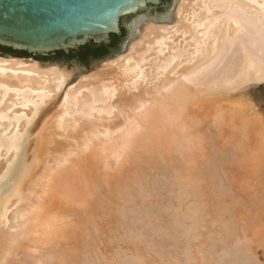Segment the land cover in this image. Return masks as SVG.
Wrapping results in <instances>:
<instances>
[{"label": "bare ground", "instance_id": "obj_1", "mask_svg": "<svg viewBox=\"0 0 264 264\" xmlns=\"http://www.w3.org/2000/svg\"><path fill=\"white\" fill-rule=\"evenodd\" d=\"M170 23L145 20L125 55L78 76L69 87L75 69L0 56V264H97L100 240L108 233L100 224L106 215L102 203L115 206L107 213L113 223L117 217L130 225V204L140 221L142 201L158 197L159 178L173 171L162 164L173 157L181 161L183 174L174 186L195 189L177 198L178 218L193 219L192 227L202 220L204 226L203 218L214 214L209 223L228 239L231 231L222 229L232 212L226 207L234 205L226 206L213 193L210 199L207 192H216L210 177L223 161L244 158L238 163L244 169L264 161V119L242 90L264 83V0H179ZM198 159L206 162L197 166ZM233 208L240 211L236 204ZM81 220L96 224L95 230L77 227ZM143 251L132 247L137 262L128 259L156 264L151 256L143 258ZM250 259L237 257L230 264H252ZM170 264L178 263L172 258Z\"/></svg>", "mask_w": 264, "mask_h": 264}, {"label": "rangeland", "instance_id": "obj_2", "mask_svg": "<svg viewBox=\"0 0 264 264\" xmlns=\"http://www.w3.org/2000/svg\"><path fill=\"white\" fill-rule=\"evenodd\" d=\"M179 0H174V3H173V6L171 8V11L164 17H159V18H149V17H146L144 15H141V14H136L135 16H133L132 18H130L128 21H127V24L131 27L132 31H131V37L130 39L128 40L127 44H126V49H125V52L120 54V55H117L113 58H110V59H107V60H111V59H114L116 57H119V56H123L127 53V49L129 47V45L136 40L137 36H138V33L139 31H141L143 29V22L145 20L147 21H151V22H154L155 24H158V25H162V24H167V25H171L170 23V20L173 18V13H174V9L177 5ZM28 59V58H27ZM32 59V58H30ZM107 60H104V61H101V62H98L94 65H92L88 71L85 73V74H82L81 71L76 67V66H69V65H63V64H58V63H49L47 61H38L39 63L45 65V64H49V65H58V66H61V67H64V68H67L68 70H73L75 69V72H74V75L73 77L71 78V81L69 82L68 84V87L75 84L76 80H77V77L80 76V75H86L88 73H90L94 68L102 65L105 61ZM244 91V95L247 99H250L251 98V103L256 107L255 108V111L257 113H259V115L264 119V83H251L249 85H247L244 89H242ZM250 92V93H248ZM247 93V94H246ZM248 96V97H247ZM250 96V97H249ZM258 99V100H257ZM262 101H261V100ZM255 100V101H253ZM253 101V102H252ZM259 102V103H257ZM263 104V105H262ZM259 109H261L260 111H258ZM260 112H263V113H260ZM263 124H264V120H263ZM229 148L231 149V146H226L225 148ZM228 148L226 150H228ZM229 149V150H230ZM172 158V157H171ZM170 158V159H171ZM174 159L169 160L171 163H169V161H166L165 163L163 162V166L164 164L166 166V168H168L169 170H173L171 171V174H170V171H168V173L170 174L169 177H160L159 179L162 180V183L166 182V184H162L161 183V186L158 188L159 190V194H158V197L159 200L156 198L154 199H144L142 201V205H141V210H143V216L142 215L140 216V221L138 220H135V217L133 216L131 209H135V204H130V209L127 208V212H128V209H129V214L131 215V218H130V225L129 224V221L127 223V221L125 220L124 222L121 221V220H117V217L115 218L116 221L115 223H113L114 220H112V218L108 217L107 216V213H111L110 210L112 211H115V206H110V205H106L105 206V203H102V205L100 206L101 209H104V212H106L105 214L106 215H103L102 218H100V224L102 227H104L103 229L105 231H107V235L105 237H103L101 240H100V243H99V247H98V250H99V254H98V250H97V254H98V263L99 264H104L106 262V264H115L117 263L119 260L121 261V263L124 261L126 262L127 260V263L125 264H135L137 262L136 259L133 258V255H132V252H131V248L132 247H136V248H140L142 251L145 246V250L147 252V254L145 255V250L143 251L144 253L142 254V257L145 258L147 257H152V261L153 263H156V264H170V260L173 258L178 264H214V263H217V264H230L232 262H234V259L237 260V257H241L242 256H245L246 259H250V262L252 261V264H264V190L261 192L260 188L261 189H264V184L262 182H264V179L263 181L260 180L262 178H264V161H262V163L260 162V164L258 163L255 167V165H247V167L245 169H248L245 171L244 167H239V162L244 160L241 159V158H238V157H235L234 158V161H232L233 159H230L228 161H223L220 166V168L218 169V171L216 172L217 174L216 175H220V176H216L214 175L212 177H210V180L213 182L212 185L215 187H213L212 191L214 189H216L215 191L216 192H211L208 191V197L212 195L213 193V198H217L216 200H222L223 203H225V205L228 203V205L230 206L231 205H234L233 207H235V204L238 205V208H240V211L239 209L236 210V208L234 209L232 206L230 207L231 210H228V208L226 207V211H232L231 214L228 213L230 215L227 216V214H224V213H227V212H224L223 214L226 215L225 217H229L227 220H228V224L226 225L227 227L226 228H229L226 230V228H223L220 227L222 230L224 231H231L229 233H227L226 235L228 236V239L226 238V236H219L218 235V228H217V225H214L213 222L211 224V222L209 223V221H214L215 219L213 218V215L212 214V217H211V220H210V216H207L209 217V219L207 218V221L205 218L204 221L206 223V225L203 226V223H202V220L200 221L201 222V226H200V223H195L194 226L192 227L193 225V219H183V218H178V211H177V207L179 205L180 202H178V199L179 196L183 195L182 193L184 192H188L192 191V190H195L194 189V186L192 188V186L188 187L186 189L183 188V187H179L178 185L174 186V183L177 182L179 180V178H183V177H180L181 174L180 173V169L182 166L181 165V161L178 160V159H175V157H173ZM238 159V161H236ZM241 159V160H240ZM200 160V161H199ZM245 160H248L246 159L245 157ZM202 161L205 163L206 160H201V159H198L197 162L195 163L197 166L198 165H201L203 164ZM236 162V163H235ZM169 163V164H168ZM227 163V164H225ZM230 163V164H229ZM175 164V165H174ZM231 166V168L229 166ZM174 166V167H173ZM171 167V168H170ZM255 167V168H254ZM259 167V169L257 170V168ZM221 168H223L221 170ZM229 168V169H228ZM236 168V169H235ZM241 168V169H240ZM167 169V170H168ZM239 169V170H238ZM251 169V171H250ZM254 169V170H253ZM244 172H243V171ZM256 170V171H255ZM242 171V172H241ZM222 174H221V173ZM233 172V173H232ZM235 172V173H234ZM261 172V173H260ZM176 173V174H175ZM181 175H180V174ZM242 173V174H241ZM244 173V174H243ZM258 175H257V174ZM260 173V174H259ZM179 174V176H178ZM230 174V175H229ZM237 174V175H236ZM261 174H263V177L260 176ZM241 175V176H240ZM247 175V176H246ZM256 175V176H255ZM172 177V178H171ZM173 177H176L174 179H177L176 181L173 180ZM223 177V178H222ZM252 177V178H251ZM261 177V178H260ZM168 178L170 179V181L168 180ZM212 178V179H211ZM226 178V179H225ZM241 178V179H240ZM256 178V179H255ZM165 180V181H164ZM219 180V181H218ZM241 180V181H239ZM244 180V181H243ZM258 180V181H257ZM260 180V184L256 183V182H259ZM173 181V182H172ZM218 181V182H217ZM231 181V182H230ZM262 181V182H261ZM169 184H168V183ZM173 183V185H171V183ZM230 182V183H229ZM244 182H247V184ZM249 182V183H248ZM254 182V183H253ZM216 183V184H215ZM215 184V185H214ZM252 184V185H251ZM164 185L165 188H164ZM236 185V186H235ZM241 185V186H240ZM260 185V187H259ZM262 185V186H261ZM229 186V187H228ZM234 188H233V187ZM246 186V188H245ZM258 186V187H257ZM168 189H167V188ZM172 187V188H171ZM201 187V186H200ZM218 187V188H217ZM240 187V188H239ZM257 187V188H256ZM202 188V187H201ZM200 188V190H202ZM243 188V189H242ZM182 189V190H181ZM241 189V190H240ZM255 189V190H254ZM162 190V191H161ZM180 190V191H179ZM204 190V189H203ZM224 190V191H223ZM260 190V191H258ZM105 190H100V192H102V194H100V192H98L96 194V197L97 199L99 197H102L103 194L105 193L104 192ZM220 191V192H219ZM233 191V192H232ZM243 191V192H242ZM255 191H258V192H255ZM193 192V191H192ZM195 192V191H194ZM197 192V191H196ZM241 192V193H240ZM224 193V194H223ZM227 193V194H226ZM244 193V194H243ZM246 193V195H245ZM211 194V195H209ZM215 194V195H214ZM251 194V195H249ZM254 194V197H252ZM255 194H257V196H255ZM220 195V196H218ZM229 195V196H228ZM249 195V196H248ZM261 195V196H260ZM161 196V197H160ZM172 197V198H171ZM204 197V196H203ZM204 198H207V194H206V197ZM220 197V198H219ZM225 199H224V198ZM252 197V198H251ZM256 197V198H255ZM178 198V199H177ZM210 199H212L211 197H209ZM208 198V199H209ZM239 198V199H238ZM255 198V199H254ZM260 198V199H259ZM206 200L204 202H208L209 200ZM213 199V200H215ZM258 199V200H257ZM263 199L262 201H259ZM168 200V201H167ZM232 200V201H231ZM236 200V201H235ZM240 200V201H239ZM243 200V201H242ZM156 201V202H155ZM180 201V200H179ZM244 203H242V202ZM255 201V203L253 202ZM154 202V204H153ZM241 204H240V203ZM262 202V203H261ZM198 202L194 203V202H189L188 204H197ZM222 203V205H223ZM254 203V204H253ZM150 204V205H149ZM172 204V205H171ZM207 204V203H206ZM256 204V205H255ZM259 204H261L263 206V208L260 206L259 208ZM133 205V206H132ZM155 205V206H154ZM153 206V207H152ZM227 206V205H226ZM228 206V207H229ZM244 207V208H241V207ZM114 209H113V208ZM133 207V208H132ZM176 209H175V208ZM246 207V208H245ZM251 207H253L251 209ZM110 210H109V209ZM137 208V206H136ZM154 208V209H153ZM236 210L237 212H240V213H236ZM248 208V209H247ZM256 208V209H255ZM260 211H258L259 209ZM123 209V208H121ZM139 209V208H138ZM243 209V210H241ZM250 209V210H249ZM255 211H254V210ZM262 209V210H261ZM175 210V212H174ZM247 210V212H246ZM256 210H257V213H256ZM109 211V212H108ZM121 211V210H119ZM131 211V212H130ZM150 211V212H149ZM156 211V212H154ZM243 211V213H242ZM78 212H81L80 210H78ZM83 212V211H82ZM124 213L126 212L125 209H123V211H121V213ZM152 212V213H151ZM159 212V213H158ZM258 212H261V213H258ZM146 213V215H145ZM151 213V214H150ZM253 213V214H252ZM153 214V215H152ZM173 214V215H172ZM233 214V215H232ZM235 214L239 215V216H234ZM243 214V215H242ZM249 214V215H247ZM232 215V216H231ZM246 215V216H245ZM158 216V217H157ZM161 218H160V217ZM164 216V217H163ZM112 217V216H111ZM134 217V218H132ZM151 217V218H150ZM155 217V218H154ZM157 217V218H156ZM245 217V218H244ZM165 220H164V219ZM177 218V219H176ZM242 218V219H241ZM244 218V219H243ZM149 219V220H147ZM174 219V220H173ZM180 219L181 221L183 222H180ZM183 219V220H182ZM214 219V220H213ZM249 219V220H248ZM145 220V221H144ZM193 220V221H192ZM209 220V221H208ZM225 218H222V221L225 222ZM232 220V222L230 221ZM243 220V221H242ZM247 220V221H246ZM251 220V222H250ZM83 221V222H82ZM121 223H120V222ZM172 221V222H171ZM192 221V222H190ZM237 221V222H235ZM245 221V222H244ZM151 222V223H150ZM177 222L181 223V224H178ZM225 222V224H226ZM240 222V223H239ZM243 222V223H242ZM77 227H79L80 229H85L84 230H89V229H92V230H95V225L96 224H87L86 223V220H81V221H78L77 222ZM82 223V224H81ZM110 223V224H109ZM119 223V225L117 224ZM124 223L125 224V227L124 226ZM136 223V224H135ZM169 223V225H168ZM176 223V224H174ZM187 223V224H186ZM204 223V224H205ZM215 223V222H214ZM221 223V222H219ZM231 223V227H230V224ZM81 224V225H80ZM189 224V225H188ZM197 224V225H196ZM209 224V225H208ZM234 224V226H233ZM238 224L240 226H238ZM242 224V225H241ZM244 224V225H243ZM80 225V226H79ZM121 225V226H120ZM136 225V226H135ZM140 225V226H139ZM144 227H143V226ZM154 225V227H153ZM208 225V226H207ZM221 225H224L223 223H221ZM220 225V226H221ZM253 225L252 227H249ZM131 226L133 227L132 229H134L133 233L132 231H130L129 229L131 228ZM188 226V227H187ZM206 226V227H205ZM234 228H233V227ZM92 227V228H91ZM113 227V228H112ZM128 227V228H127ZM148 227V228H147ZM196 227V228H195ZM241 227V228H240ZM248 227V228H247ZM109 228V229H108ZM124 228V229H123ZM127 228V229H126ZM147 228V229H146ZM192 228H195L194 230ZM236 228V229H235ZM245 228V229H244ZM257 228H258V231H257ZM78 229V230H80ZM146 229V230H145ZM159 229V230H158ZM233 229V230H232ZM235 229V230H234ZM247 229V230H246ZM111 230V231H110ZM137 230V231H136ZM142 230V231H141ZM144 230V231H143ZM183 230V232H182ZM243 230V231H242ZM251 230L252 233H250L249 231ZM118 231V232H117ZM194 231V233H192ZM212 231V232H211ZM215 231V232H214ZM223 231V232H224ZM256 231V233H255ZM123 232L126 233V236H124ZM144 232L147 233V235L144 234ZM156 232V233H155ZM198 232V233H197ZM242 232V234H241ZM249 232V233H248ZM122 233V235H121ZM149 233V234H148ZM152 235H151V234ZM160 233V234H159ZM183 233V234H182ZM214 233V235H212ZM217 233V234H216ZM226 233V232H224ZM247 233V234H246ZM118 234V235H117ZM134 234V235H133ZM158 234V235H157ZM165 234V235H164ZM189 234L193 235V236H190ZM233 234V235H232ZM237 234V235H236ZM256 237H255V235ZM132 235V236H131ZM139 235V236H138ZM144 235V236H143ZM150 235V236H149ZM197 235V236H196ZM202 235V236H201ZM210 238H209V236ZM230 235V236H229ZM244 235L245 237H242ZM252 235V237H251ZM120 236V237H118ZM134 236V240H133V237ZM148 236V237H147ZM181 236V237H180ZM208 236V239H206L205 237ZM217 236V238L219 239V241H217L218 239H214L215 237ZM240 236V238L238 237ZM262 236H263V239H262ZM116 237V238H115ZM125 240H128L127 241H123V238ZM146 237V238H145ZM155 237V238H154ZM225 237V238H224ZM233 237V238H232ZM107 238V239H106ZM132 238V239H131ZM148 238V240H147ZM154 238V239H153ZM190 238V239H189ZM220 238H224L225 240L223 241L220 240ZM238 238V239H237ZM243 238H246L243 239ZM253 238V239H252ZM142 239V240H141ZM153 241H151V240ZM163 239V241H162ZM185 239V240H184ZM227 239V240H226ZM233 239H235L233 241ZM241 239V240H240ZM258 239V240H257ZM159 240V241H158ZM208 240V241H207ZM216 241L215 243H213V241ZM243 240V241H242ZM261 240V241H260ZM128 241H131V242H128ZM167 241V242H166ZM177 241V242H176ZM212 241V242H210ZM231 241V242H230ZM241 241V242H240ZM249 241L253 242L252 245L255 246L254 247V251L250 250V248L253 249V246H249ZM257 243L255 244L254 242ZM138 242V243H137ZM170 242V243H169ZM184 242V243H183ZM220 242V243H218ZM229 242V243H228ZM234 242V243H233ZM241 245H240V243ZM113 243V244H112ZM121 243H124V244H121ZM126 243V244H125ZM128 243V244H127ZM141 243V244H140ZM152 245H151V244ZM160 243V244H159ZM222 243V244H221ZM243 243V244H242ZM244 243H247L248 246L250 247L249 249H247V244L244 245ZM209 244V245H208ZM225 244V245H224ZM235 244V245H233ZM238 244V245H236ZM261 244V245H260ZM102 245V246H100ZM151 245V246H150ZM155 245V246H154ZM157 245V246H156ZM168 245V246H167ZM173 245V246H172ZM188 247H186V246ZM195 245V246H193ZM198 245V246H197ZM214 245V246H213ZM224 245V246H223ZM231 245V246H230ZM245 246L246 248L242 247L241 246ZM162 248H161V247ZM177 246V247H176ZM182 246V247H181ZM212 246V247H211ZM228 246V247H227ZM234 246V247H232ZM239 246V249L238 247ZM155 247V248H154ZM166 247V248H165ZM170 247V248H169ZM175 247V248H174ZM209 247V248H208ZM224 248V251L223 249L221 248ZM230 247V248H229ZM232 247V248H231ZM261 247V248H260ZM106 251H103V249ZM117 248V249H116ZM148 248V250H147ZM208 248V249H207ZM212 248V249H211ZM234 248V249H233ZM47 249V248H46ZM46 249H43V252H45ZM114 249V250H113ZM124 249V250H123ZM156 249V250H155ZM158 249V250H157ZM168 249V250H167ZM173 249V250H172ZM200 249V250H199ZM247 249V250H246ZM123 250V251H122ZM153 250V251H152ZM195 250V251H194ZM220 250V251H219ZM238 250L237 252H234ZM248 252L250 250L249 253H246V252H243L245 251ZM112 251V252H111ZM120 251V252H118ZM150 251V252H149ZM163 251V252H162ZM172 251V252H171ZM183 253H182V252ZM209 251V252H208ZM223 251V252H222ZM229 251V255L227 257V253ZM243 253H242V252ZM104 252V253H103ZM111 255H109L110 253ZM156 254H155V253ZM201 253L202 254H198L197 253ZM217 252V254L219 256H221V254H223V256L219 257L217 254H215ZM221 252V254H220ZM117 253V254H116ZM124 253V255L122 254ZM154 253V254H153ZM180 253V254H179ZM192 253V254H191ZM226 253V255H224ZM239 253H241L240 255H238ZM210 254V255H209ZM243 254V255H242ZM245 254V255H244ZM252 254V255H251ZM255 254V255H254ZM120 255V256H119ZM153 255H155L154 257L156 258H153ZM175 255V256H174ZM232 255V257H231ZM236 257H234V256ZM253 255L255 257H253ZM116 256V258H115ZM132 256V257H130ZM164 256V257H163ZM177 256V257H176ZM181 258H180V257ZM200 256H203V257H200ZM218 256V257H217ZM112 257V258H111ZM187 257V258H186ZM211 257V258H210ZM106 258V259H105ZM115 258V259H114ZM134 259L136 260V262H131L129 259ZM213 258H214V261L216 259H219V260H216L215 262H211L213 261ZM234 258V259H233ZM109 259V260H108ZM157 259V260H156ZM163 259V260H162ZM194 259V260H193ZM212 259V260H210ZM240 259V258H238ZM101 260V261H100ZM116 260V261H115ZM204 260V261H201ZM208 262H207V261ZM233 260V261H232ZM105 261V262H104ZM119 261V264H121ZM133 261V260H132ZM181 261V262H180ZM220 261V262H219ZM222 261V262H221ZM225 261V262H224ZM97 262V261H96ZM123 262V264H124ZM129 262V263H128ZM166 262V263H165ZM183 262V263H182ZM201 262V263H200ZM205 262V263H204ZM207 262V263H206ZM97 263V264H98ZM140 263V262H139ZM144 263V262H143ZM118 264V263H117ZM138 264V263H136ZM142 264V263H140ZM146 264V263H145Z\"/></svg>", "mask_w": 264, "mask_h": 264}, {"label": "water", "instance_id": "obj_3", "mask_svg": "<svg viewBox=\"0 0 264 264\" xmlns=\"http://www.w3.org/2000/svg\"><path fill=\"white\" fill-rule=\"evenodd\" d=\"M173 3L174 0H0V47L31 56L68 54L89 43L108 44L110 35L120 36L122 25L124 35L107 58L66 64L59 58L43 60L76 66L85 74L92 65L125 52L132 31L127 24L130 18L136 14L164 17Z\"/></svg>", "mask_w": 264, "mask_h": 264}, {"label": "trees", "instance_id": "obj_4", "mask_svg": "<svg viewBox=\"0 0 264 264\" xmlns=\"http://www.w3.org/2000/svg\"><path fill=\"white\" fill-rule=\"evenodd\" d=\"M122 21V20H121ZM121 34L120 36L110 35V41L108 44H100L95 45L92 43L86 44L84 46L79 47L76 50H70L68 54H64L62 52H56L54 54H49L46 57L42 56H31L25 52H15L12 51L10 48H3L0 47V56L5 57L6 55L16 58H34L36 61H43V60H50V59H62L64 60L65 64L71 62L72 60L77 61H87L88 59L92 58L94 60H102L110 56V50L114 48L118 41L124 35V28L120 27Z\"/></svg>", "mask_w": 264, "mask_h": 264}]
</instances>
